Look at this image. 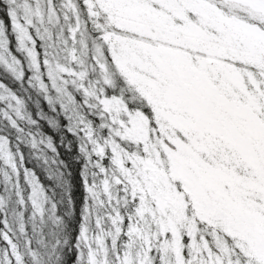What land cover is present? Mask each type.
<instances>
[{
  "label": "snow or ice",
  "instance_id": "6c2138e0",
  "mask_svg": "<svg viewBox=\"0 0 264 264\" xmlns=\"http://www.w3.org/2000/svg\"><path fill=\"white\" fill-rule=\"evenodd\" d=\"M84 2L95 20L103 16L104 23L95 27L133 98L148 109L129 113L118 99L101 100L111 123L122 130L114 135L140 146L145 157L160 145L174 170L187 169L190 182L203 193L202 214L215 228V251L205 245L208 258L199 264H264V0H156L170 9L159 22L158 36L148 24L112 7L142 0ZM67 7L75 11L70 2ZM14 27L23 48L30 38L24 28ZM26 51L39 71L37 53ZM100 69L105 72L103 64ZM122 113L127 125L118 119ZM106 146L121 173L118 183L137 198L152 161L129 154L111 139ZM94 150L103 156V147Z\"/></svg>",
  "mask_w": 264,
  "mask_h": 264
},
{
  "label": "trees",
  "instance_id": "16d2710c",
  "mask_svg": "<svg viewBox=\"0 0 264 264\" xmlns=\"http://www.w3.org/2000/svg\"><path fill=\"white\" fill-rule=\"evenodd\" d=\"M143 1L144 6L154 3L165 8L167 13L170 11L166 3H157L156 0ZM133 6L122 3L112 5L113 8L120 9L125 16L136 11L132 9ZM139 8L142 6L139 5ZM124 27H127V24ZM126 34L120 31V36L127 37ZM35 52L38 62L43 65L54 56L51 47L42 50L35 47ZM78 63L85 68L87 59H78ZM108 63L114 75L119 72L114 62ZM97 66L99 72L95 73V87L91 90L94 94L103 89L100 81L105 83L107 75L106 69L102 73L99 64ZM64 68L74 78H78V69L72 68L68 63ZM121 80L120 87L129 88L125 86L128 84L123 76ZM17 82V76H14L10 85H6L7 81L0 72V97L13 101L19 98L18 94L22 98L25 97L23 94L29 96L26 106L18 107L21 113L18 116L11 113L15 108L12 101L0 103V264H89L90 260H94L96 264H126L125 260L128 264H170L172 247L169 244L172 237L170 231L161 230L175 227L162 223L158 220L159 217L170 218V224L177 222L176 228L182 244H186L184 251H187L191 264H198L201 258H208V253H203L200 245L210 243L209 245L214 247L212 233L215 228L208 221V217L202 214L204 196L202 191L197 192L190 182L187 169L174 170L172 164L168 165L167 159L165 178L161 180L158 171H151L154 183L150 178L144 182L151 193L145 194L142 188L138 190L137 198H132L130 192L123 191L128 190L125 184L117 183L119 189L111 185L115 173L119 172L113 163V154L110 156L104 153L105 157L100 164V159L93 157L90 148H84L83 131L77 123L82 120L79 118L86 114L81 104H77L80 100L78 95H75V105H65L62 109L58 105L50 104H47L46 108L39 102L43 113L46 114L43 116L45 121L39 122L36 118L34 91L29 93L28 86L31 81L27 74L21 92L17 91ZM77 84L76 89L75 85L67 84L61 90L60 98H70L75 90V94H81V84ZM32 86L37 89V86ZM47 96L50 99L56 97L52 92ZM100 125L99 122L95 123V138L100 141L111 139L118 144L125 142L117 141L119 137L114 133L119 129L112 126L109 127L112 134L110 138L109 134L104 139L99 137ZM74 128L76 131H73ZM107 148L110 147L106 146L105 150ZM86 163L89 174L96 176L93 183H86ZM96 163L101 168H96ZM174 178L183 183V189L177 183L174 189L163 184L173 182ZM103 181H106L103 184L109 187V193L105 197L101 194L99 185ZM32 184L39 187L40 194L29 191ZM112 188L115 189L114 194L110 193ZM172 190L175 193H171ZM97 192L104 197L103 203ZM172 194L176 196L174 201L170 199ZM140 196L143 197L142 207ZM166 196L169 197L166 199ZM153 199L156 202L154 204ZM166 200H170V203L165 202ZM184 200L188 203L185 213L177 207ZM88 202H93L97 208L93 216H90L88 211ZM31 204L40 209L39 214ZM124 210H127L125 215L122 213ZM150 211L155 212L151 214ZM107 213L118 214L121 229L112 231L110 227L105 230V225L99 226L98 220L101 217L104 220ZM32 214L36 217L33 218ZM107 216L110 217L109 214ZM28 221L36 224L32 225ZM177 238L174 236L175 240ZM191 240L194 245L190 244L188 248V241ZM151 241L153 246L146 253L145 247ZM174 244L173 242L171 245ZM145 256L149 257V261L142 262Z\"/></svg>",
  "mask_w": 264,
  "mask_h": 264
},
{
  "label": "rangeland",
  "instance_id": "374dc122",
  "mask_svg": "<svg viewBox=\"0 0 264 264\" xmlns=\"http://www.w3.org/2000/svg\"><path fill=\"white\" fill-rule=\"evenodd\" d=\"M71 3L75 11L69 9L67 7L68 3ZM144 2L142 0L141 3L135 4L132 9L136 11H132L131 14H127L128 17H131L133 21L143 22L148 24L153 31V35H159L160 32V20L166 16L168 13L165 8L159 7L158 5H146L144 6ZM139 5L142 8H139ZM167 13V14H166ZM135 19V20H134ZM99 22L101 24L104 23L103 16L100 17L99 21L95 20L93 17L89 15V10L84 2V0H0V72L3 73L4 80L7 81L6 85H10L14 76H17L19 86L17 91H22V84L24 83V77L27 74L29 80L31 81L29 88V93L33 92L35 96V109H36V118L39 122L45 121L43 116H46L43 113V109L40 104L47 108V104L51 106L58 105L60 109L64 108L65 105H75V95H78L79 102L78 106L83 107L85 110V116L80 117L79 122L80 129L83 131L84 135V148H90L92 155L97 160L100 159V164L104 159L103 156L96 155L94 150L95 146H100L104 148L105 155H112L113 152L111 148H106L107 141H100L97 137H94L95 131H93L95 127V123L99 122L100 130L98 131L99 137L103 138L109 134L108 138L112 136L110 126L119 129L118 125H113L111 123L112 116L103 110V105L100 103L101 100H112L113 98L120 100L125 104V107L129 113H133L136 111H140L142 114H146L148 109L146 104L142 106L144 102L135 100L134 93L129 90V88L122 89L120 84H122V75L119 72H116L115 75L111 72V67L108 61L113 62L111 59V53L108 50V44L103 41V32L98 30L95 27V24ZM15 25H19L24 28L27 32L29 40L23 41V48L20 43V33L17 30ZM126 25V24H125ZM76 29L75 34H73L72 30ZM109 32L115 31L116 35L120 36L119 29H109ZM126 36L129 39L139 40L140 37L134 35L132 32H125ZM124 37V36H121ZM113 43H116L113 41ZM35 47L42 50V48L46 49L51 47V50L54 54L51 60H47V63L44 62V65L39 63V71L31 65V59L27 54V49H32L35 51ZM9 49L11 51H9ZM97 49H99V53H97ZM78 59H87V63L85 68L78 63ZM29 60V61H28ZM55 61V62H54ZM69 64L72 68H76L79 70L78 78H74L64 67L66 64ZM103 64L105 69L107 70V77L109 83H104L100 81L102 84V90L100 93H95L91 90L94 89L93 82L95 80L96 71L99 72L98 64ZM14 64V67H13ZM45 68H46V76H45ZM83 73V79H80V74ZM24 75V76H23ZM87 75V78H86ZM23 76V77H22ZM22 77V79H21ZM21 79V80H20ZM20 80V81H19ZM105 80V79H104ZM53 81H55L56 86L53 87ZM118 81V83H117ZM77 82L80 83V91L81 94L77 93V90L70 96L68 99H62L61 90L67 85L72 84L75 85V89L77 88ZM37 86V89L32 86ZM43 85V87H41ZM128 86L129 85H125ZM100 87V86H99ZM11 88V87H10ZM14 88V87H13ZM15 89V88H14ZM20 89V90H19ZM52 92L56 97L47 96ZM47 93V94H46ZM91 94V96H90ZM111 94V95H108ZM112 94L116 95L115 97ZM19 95V98L16 100L6 101L5 98L0 97V103L3 104L4 101L7 103H14L15 108L11 112L13 115H20L19 106L25 105L26 101L29 102V96L22 98ZM60 95V96H59ZM1 96V95H0ZM38 102V103H37ZM40 102V104H39ZM49 106V105H48ZM18 108V109H16ZM58 108V107H57ZM10 111V108H8ZM12 109V108H11ZM16 109V110H15ZM90 119V120H89ZM118 119L127 125L128 116L123 113L120 114ZM47 123V122H46ZM73 130V129H72ZM122 131L121 129H119ZM69 131V130H68ZM73 131H76L75 128ZM71 133V132H70ZM89 133L90 137L89 138ZM97 135V134H96ZM119 142L120 139L117 138ZM120 147L129 154L135 152L137 155L142 158H147L152 161L151 168L147 171L146 176L142 175L141 180L143 181V186L145 190V194L151 193L145 186V180L150 178L152 183H154L153 177H151L150 172L158 171L159 178L163 180L165 178V173L167 172V156L163 152V147L160 145H156L146 157L143 153V149L138 145H133L130 142H121L119 144ZM93 149V150H92ZM90 152V151H89ZM172 163L169 161L168 165ZM96 168H101L98 163L95 165ZM125 167L130 169L131 165L125 163ZM88 166L86 163V176L88 179L86 183H93L95 181V175L92 173L89 174L87 171ZM121 173L117 171L115 173V177L112 178L111 185L116 189H119L117 183ZM91 177V178H90ZM106 181L100 182L101 186V194L105 197L109 193V187L106 184H103ZM179 184L180 188L183 189V183H181L177 178H174L173 182L163 183L166 187L170 189H174L175 184ZM162 184V187H163ZM159 188V187H158ZM114 188L111 190V194H114ZM197 192L199 191L196 189ZM31 192H36L40 194L39 187L34 184L30 185ZM125 193H129V189H123ZM171 193H175L174 190ZM97 192V196L100 198L101 202H104V197ZM169 196H166V199ZM175 195L172 194L170 199L175 200ZM165 202H169L170 200H166ZM89 203V202H88ZM156 203L153 199V204ZM164 203V201H163ZM35 209L36 213H40V209H36V206L31 204ZM188 203L184 200L181 201L177 207L179 209H183L184 213L187 211ZM49 208V207H48ZM52 209V205L50 206ZM95 209V204L93 202L89 203L88 211L90 212V216H93ZM173 210V209H172ZM169 209L166 211V213ZM127 210L122 211L125 215ZM155 211H150L151 214H154ZM107 214L110 215L107 216ZM105 215L104 220H98L99 226H106L105 230H109L110 227L112 231H117L121 229L119 224V216L118 214L113 215L112 213H107ZM150 214V215H151ZM192 214V212H191ZM33 215V214H32ZM31 215V216H32ZM99 215V214H98ZM152 216V215H151ZM36 216L33 215V218ZM153 217V216H152ZM179 217V215H178ZM31 221V219L29 218ZM158 220H161L162 223L174 226L167 227L166 229H162L161 231H170V235L172 237L171 244L173 242L174 245L169 244L172 248L170 250V264H191V261L187 257L186 244H182V240L180 239L179 232L177 231V222L170 224V218L159 217ZM180 220V217H179ZM28 221V223L30 222ZM32 225H35L34 222H30ZM122 224V222H121ZM41 225V224H40ZM40 228V226H39ZM174 236L177 240L174 239ZM163 239V238H161ZM154 241V240H153ZM153 241L149 242V245L145 247V252H149L150 247L153 246ZM194 245L191 241H188V248ZM207 244L208 251H215L213 245ZM206 243L201 244L200 248L203 250V253H208L204 250ZM181 247V249H179ZM118 247L115 248L117 250ZM179 252V254H178ZM175 256V257H174ZM149 261V257L145 256L142 262ZM125 263L128 264V261L125 260ZM199 264V263H198Z\"/></svg>",
  "mask_w": 264,
  "mask_h": 264
}]
</instances>
